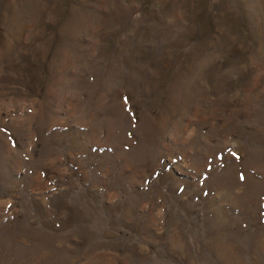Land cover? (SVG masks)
Returning <instances> with one entry per match:
<instances>
[{
	"label": "rangeland",
	"instance_id": "rangeland-1",
	"mask_svg": "<svg viewBox=\"0 0 264 264\" xmlns=\"http://www.w3.org/2000/svg\"><path fill=\"white\" fill-rule=\"evenodd\" d=\"M0 264H264V0H0Z\"/></svg>",
	"mask_w": 264,
	"mask_h": 264
}]
</instances>
